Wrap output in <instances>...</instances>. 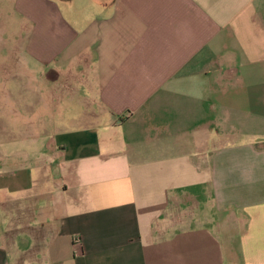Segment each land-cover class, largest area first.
Wrapping results in <instances>:
<instances>
[{
	"label": "crops",
	"instance_id": "1",
	"mask_svg": "<svg viewBox=\"0 0 264 264\" xmlns=\"http://www.w3.org/2000/svg\"><path fill=\"white\" fill-rule=\"evenodd\" d=\"M0 264H264V0H0Z\"/></svg>",
	"mask_w": 264,
	"mask_h": 264
},
{
	"label": "rangeland",
	"instance_id": "2",
	"mask_svg": "<svg viewBox=\"0 0 264 264\" xmlns=\"http://www.w3.org/2000/svg\"><path fill=\"white\" fill-rule=\"evenodd\" d=\"M8 35L12 37V33H11V32H10V34H8Z\"/></svg>",
	"mask_w": 264,
	"mask_h": 264
}]
</instances>
